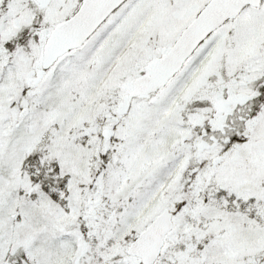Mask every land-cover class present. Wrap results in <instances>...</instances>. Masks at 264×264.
Returning a JSON list of instances; mask_svg holds the SVG:
<instances>
[{
    "label": "snow or ice",
    "instance_id": "1",
    "mask_svg": "<svg viewBox=\"0 0 264 264\" xmlns=\"http://www.w3.org/2000/svg\"><path fill=\"white\" fill-rule=\"evenodd\" d=\"M0 264H264V0H0Z\"/></svg>",
    "mask_w": 264,
    "mask_h": 264
}]
</instances>
